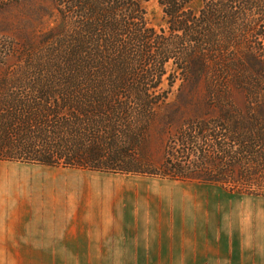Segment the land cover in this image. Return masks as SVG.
<instances>
[{
	"label": "trees",
	"instance_id": "obj_1",
	"mask_svg": "<svg viewBox=\"0 0 264 264\" xmlns=\"http://www.w3.org/2000/svg\"><path fill=\"white\" fill-rule=\"evenodd\" d=\"M149 1L0 0V11L31 7L23 32L0 35V161L264 197V0H157V26ZM8 55L20 59L8 64ZM178 79L207 80L196 99L203 110L159 165L130 169L126 151L98 136L129 142L135 133L112 125L145 121Z\"/></svg>",
	"mask_w": 264,
	"mask_h": 264
},
{
	"label": "rangeland",
	"instance_id": "obj_2",
	"mask_svg": "<svg viewBox=\"0 0 264 264\" xmlns=\"http://www.w3.org/2000/svg\"><path fill=\"white\" fill-rule=\"evenodd\" d=\"M25 1L27 6H30L40 0ZM27 6L19 5L0 11V35L16 37L23 32L22 19L31 8ZM147 11L151 25L161 24L162 12L157 0L149 1ZM4 59L11 64L13 59H20V57L8 55ZM5 69L4 66H0V76ZM168 69L172 70L173 66L169 64ZM206 85L207 80L205 79L197 84H194L191 79H186L185 82L176 80L166 104L155 113L146 112L145 121L133 120L124 126L123 124L112 125L113 132L128 130L135 133L129 137V142L123 143L120 141L123 139L116 134L117 137L111 140L106 139L105 135L98 136V140L103 143L101 145L112 148V151L121 149L126 151L122 155L126 158L121 159L131 164L130 169L144 170L149 165H159L171 138L184 129L183 122L198 116V113L203 110L202 105L196 99L198 93L205 91ZM163 87L167 88L166 82ZM181 98L188 100L182 102ZM238 102H242L241 95L238 96ZM1 167L10 170L12 209L25 207V205L73 206L75 208L73 214L64 213L45 217L47 220L65 223L69 221L100 223L111 221L114 217L122 218L124 221L130 220L134 215L133 193L138 186L142 189L146 187L144 185H154L155 193L158 194V189L162 185L182 184L179 181L141 175L53 169L22 163L9 162L1 164ZM191 183L198 185V236L203 240L218 237L220 252H224L227 248H242L238 244V239H244L241 234L244 232L250 242L248 248H250L251 257L253 260L257 259L254 264H264V197L230 193L218 185ZM63 184L64 187H62ZM45 187L50 189L47 194L41 192L46 189ZM114 189L119 190L121 194L117 202H115ZM103 195H105L104 198ZM154 202L156 214L158 203ZM158 210L160 215L167 214L164 208H158ZM21 217L23 216L18 212L17 214L12 212V218ZM18 234L21 233L12 232V236ZM230 241H234L232 246H230ZM13 243L17 242L12 241ZM66 259L67 257L11 255L9 257L0 256V264H66ZM260 259L263 260L260 261Z\"/></svg>",
	"mask_w": 264,
	"mask_h": 264
},
{
	"label": "crops",
	"instance_id": "obj_3",
	"mask_svg": "<svg viewBox=\"0 0 264 264\" xmlns=\"http://www.w3.org/2000/svg\"><path fill=\"white\" fill-rule=\"evenodd\" d=\"M4 163L9 162L0 161V256L67 257L66 264H254L257 261L251 257L250 242L244 232L241 233L244 239H238L242 248H227L224 252H220L218 237L203 240L198 236V185L191 182L162 185L158 194L154 185H144L142 189L138 186L133 193L134 215L130 220L114 217L100 223H65L45 217L73 214V206L25 205L12 209L11 175L9 169L1 167ZM41 192L47 194L50 189ZM114 192L117 202L121 194L117 189ZM154 201L158 203L156 214ZM158 208H164L167 214L160 215ZM12 212L23 217L12 218ZM12 232L21 234L12 236ZM233 243L230 241V246Z\"/></svg>",
	"mask_w": 264,
	"mask_h": 264
}]
</instances>
